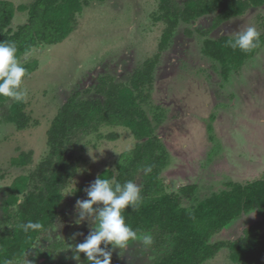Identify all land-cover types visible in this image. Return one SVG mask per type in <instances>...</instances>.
<instances>
[{
  "label": "rangeland",
  "instance_id": "rangeland-1",
  "mask_svg": "<svg viewBox=\"0 0 264 264\" xmlns=\"http://www.w3.org/2000/svg\"><path fill=\"white\" fill-rule=\"evenodd\" d=\"M9 1L17 7L34 0ZM157 10V0L93 2L83 9L69 37L55 45L38 46L26 56L36 59L39 66L23 84L27 92L26 111L39 123L19 131L6 118L13 101L0 107V232L5 224L2 217L6 187L16 175L30 171L47 154L50 122L67 97L75 89L95 85L98 75L105 73H111L118 81H127L135 69L158 52L165 24L153 18ZM217 16L214 12L190 23L181 22L155 69L150 101L155 109L161 108L165 117L156 134L169 154L164 174L168 189L177 191L181 185L197 184L200 197L219 191L230 182L264 178V44L242 69L233 70L227 78L221 64L203 53L206 37L201 32L210 30L207 37L211 39L235 37L251 26L264 34V6L251 8L244 16L212 29ZM26 21L27 15L15 9L11 28L16 30ZM104 129L117 136L111 140L88 137L83 148L77 145L74 153L79 156V169L66 188V195L76 190L75 184L78 190L86 189L104 169L115 168L119 156L138 142L125 127ZM31 150L33 164L25 168L12 166L13 158ZM75 194L66 196L62 203L57 221L63 227L57 224L55 231H47L36 241L29 252L31 256L28 254L24 262L17 264H28V260L30 264L87 261L83 253L81 260L75 261L69 249L82 243L90 232L89 222L75 223L76 201L81 200ZM259 220L257 211L246 213L216 234L214 240L234 239ZM130 245L121 252L122 258L119 250L113 254L112 264L152 262L154 255L148 247L139 241ZM227 255L228 250L222 249L208 264H231Z\"/></svg>",
  "mask_w": 264,
  "mask_h": 264
},
{
  "label": "trees",
  "instance_id": "trees-1",
  "mask_svg": "<svg viewBox=\"0 0 264 264\" xmlns=\"http://www.w3.org/2000/svg\"><path fill=\"white\" fill-rule=\"evenodd\" d=\"M103 1L34 0L15 7L9 0H0V42L15 43L17 57L27 69V78L39 66L36 59L26 56L38 46L55 45L65 40L76 29L83 9L93 2ZM157 1L158 10L153 13V18L165 24L158 52L141 68L135 69L127 81H118L111 73H105L98 75L95 85L75 89L50 122L47 154L30 171L16 175L6 187L0 264H5L8 259L16 264L25 261L36 241L47 233L48 225L61 216L65 190L79 169V156L74 153L77 145L83 148L88 137L97 140L115 138L117 134L104 129L114 126L129 129L138 142L133 149L119 156L115 168L104 169L100 176L121 184L131 180L140 185L142 203L135 211L131 207L124 210L123 215L138 234L153 236L154 242L148 246L154 255L150 264H208L222 249L228 250L226 259L231 264H264V178L247 183L230 182L205 197L197 194V184L181 185L177 191L169 190L164 178L169 154L156 134V128L165 117L160 107L155 109L150 104L156 81L155 69L161 54L171 46L181 22L190 23L216 12L214 29L230 19L244 16L251 8L264 6V0ZM15 9L25 13L27 21L13 30ZM201 32L206 37L203 53L221 64L222 74L227 78L233 70L242 69L257 50H234L226 46V42L235 37L211 39L207 37L210 30ZM187 33L191 34L188 30ZM262 38L264 34L260 35L261 45L264 44ZM8 101L13 102L8 106L6 118L19 131L32 124L38 125V119L26 111V100L17 102L0 97V107ZM33 157L32 150L21 152L13 158L12 166L25 168L34 163ZM146 166H151L152 171L145 173ZM75 198L87 199L85 189L76 191ZM20 200L23 203H19ZM253 211L259 213L261 220L245 228L241 235L234 239L214 240L216 234ZM29 220L40 222L45 228L25 233L19 226ZM54 264L71 263L59 260Z\"/></svg>",
  "mask_w": 264,
  "mask_h": 264
},
{
  "label": "clouds",
  "instance_id": "clouds-1",
  "mask_svg": "<svg viewBox=\"0 0 264 264\" xmlns=\"http://www.w3.org/2000/svg\"><path fill=\"white\" fill-rule=\"evenodd\" d=\"M260 32L255 27H248L238 32L234 39H229L226 46L242 51H251L261 46ZM27 69L17 57V47L13 42H0V97L11 98L17 102H24L27 97L23 84ZM92 155L93 160L97 157ZM145 173L152 171L151 166H146ZM75 191H78L75 184ZM87 199L77 200L75 208L77 219L75 223L81 224L85 221L90 223V232L82 243L72 246L73 259L81 260V254L86 257L88 264H112L113 254L129 248L130 242L139 241L144 247L151 246L154 242L151 234L139 233L126 223L123 211L131 207L137 210L143 201L141 187L139 184L129 180L121 184L112 179L98 176L89 187L85 189ZM19 203H23L20 200ZM63 224L59 221L51 223L47 227L48 232L56 230ZM25 233L38 231L45 228L40 222L29 220L19 226ZM122 258V256H121ZM5 264H16L12 259ZM28 264H30L28 260Z\"/></svg>",
  "mask_w": 264,
  "mask_h": 264
},
{
  "label": "flooded vegetation",
  "instance_id": "flooded-vegetation-1",
  "mask_svg": "<svg viewBox=\"0 0 264 264\" xmlns=\"http://www.w3.org/2000/svg\"><path fill=\"white\" fill-rule=\"evenodd\" d=\"M29 256H31V254H29ZM31 260V259H30ZM36 260V259H35ZM40 261V260H39ZM43 261H41V263H42ZM45 262V261H44ZM42 264H44V263H42Z\"/></svg>",
  "mask_w": 264,
  "mask_h": 264
}]
</instances>
